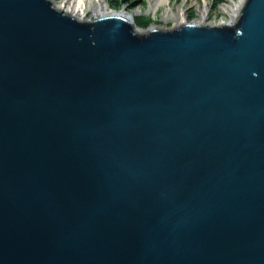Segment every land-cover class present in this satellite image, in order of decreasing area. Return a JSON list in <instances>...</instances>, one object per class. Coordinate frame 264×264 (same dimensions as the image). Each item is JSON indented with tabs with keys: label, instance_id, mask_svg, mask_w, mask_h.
<instances>
[{
	"label": "water",
	"instance_id": "95a60500",
	"mask_svg": "<svg viewBox=\"0 0 264 264\" xmlns=\"http://www.w3.org/2000/svg\"><path fill=\"white\" fill-rule=\"evenodd\" d=\"M55 3L0 0V264H264V0L147 32Z\"/></svg>",
	"mask_w": 264,
	"mask_h": 264
},
{
	"label": "rangeland",
	"instance_id": "374dc122",
	"mask_svg": "<svg viewBox=\"0 0 264 264\" xmlns=\"http://www.w3.org/2000/svg\"><path fill=\"white\" fill-rule=\"evenodd\" d=\"M62 0H55L56 3L61 2ZM127 1V0H126ZM226 1V0H225ZM224 0H169V3H163L157 7V9H150L151 0H128L123 2L118 0L117 8L109 5L110 9L116 11L125 10L128 13L134 15V21L137 27L142 29V32H147L150 28L156 26L158 28H172L179 27V25L172 19H166V13L170 10L177 12L178 8L182 7L186 10V14L189 21H194L199 18L198 8L207 6L209 12L207 19L205 20L206 24L210 26H215L221 22H230V17L226 14H223L220 10ZM239 2L240 0H233ZM111 3V0H110ZM227 4H230V0L226 1ZM88 17H92V14L88 13ZM138 23V24H137ZM184 22L181 25L185 24Z\"/></svg>",
	"mask_w": 264,
	"mask_h": 264
},
{
	"label": "bare ground",
	"instance_id": "6f19581e",
	"mask_svg": "<svg viewBox=\"0 0 264 264\" xmlns=\"http://www.w3.org/2000/svg\"><path fill=\"white\" fill-rule=\"evenodd\" d=\"M150 9H157L163 3H169V0H151ZM195 1V0H194ZM225 1V0H224ZM228 1V0H226ZM226 1L222 3L220 10L223 14H226L230 17V22H221L218 25H227L232 24L236 21L239 16L240 10L243 7L245 0H240L239 2H235L230 0V4H227ZM109 0H62L61 2L55 3V6L66 13H69L78 19H81L83 22L93 21L95 18L108 15V14H121L122 16H127L130 19L134 20V15L132 13H128L125 10L116 11L112 10L109 7ZM208 8L205 4L202 9L198 8V16L199 18L194 21L187 20L186 10L182 7L178 8L177 12H174L169 9L166 13V19H172L179 26L184 22L196 23V24H206L205 20L208 15ZM88 13L92 14V17H88ZM135 22V21H134ZM154 28H158L154 26Z\"/></svg>",
	"mask_w": 264,
	"mask_h": 264
},
{
	"label": "trees",
	"instance_id": "16d2710c",
	"mask_svg": "<svg viewBox=\"0 0 264 264\" xmlns=\"http://www.w3.org/2000/svg\"><path fill=\"white\" fill-rule=\"evenodd\" d=\"M122 1H123V2H124V1H125V2H127L128 0H127V1H126V0H122ZM123 2H122V3H123ZM125 2H124V3H125ZM122 3H121V4H120V3H118V0H111V3H110V0H109V4H110L111 6H113L114 8H117V7H118V5H120V6H121V5H122ZM137 24H138V23H137Z\"/></svg>",
	"mask_w": 264,
	"mask_h": 264
}]
</instances>
